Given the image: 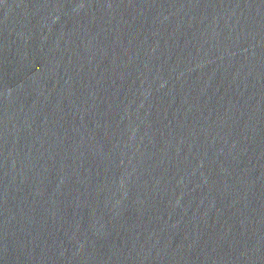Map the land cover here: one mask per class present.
<instances>
[{"label": "water", "instance_id": "obj_1", "mask_svg": "<svg viewBox=\"0 0 264 264\" xmlns=\"http://www.w3.org/2000/svg\"><path fill=\"white\" fill-rule=\"evenodd\" d=\"M0 264H264V0H0Z\"/></svg>", "mask_w": 264, "mask_h": 264}]
</instances>
